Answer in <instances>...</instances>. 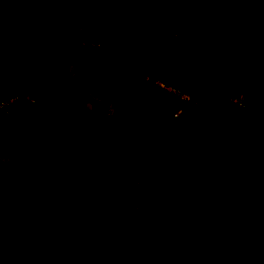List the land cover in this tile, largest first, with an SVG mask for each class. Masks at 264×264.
I'll return each mask as SVG.
<instances>
[{
  "label": "trees",
  "instance_id": "trees-1",
  "mask_svg": "<svg viewBox=\"0 0 264 264\" xmlns=\"http://www.w3.org/2000/svg\"><path fill=\"white\" fill-rule=\"evenodd\" d=\"M10 1L12 17L0 25V102L16 98L0 108V155L22 193L10 227L17 242L9 256L0 255V264H57V241L87 233L98 245L128 235L131 246L145 248L137 264H223L225 257L230 264H264V223L256 228L249 215L226 222L216 208H203L210 197L205 181L232 186L249 179L264 213V28L236 34L233 41L243 50L229 58V44L217 42L208 18L195 6L164 0L159 14L149 16L130 0L100 2L88 20V43L77 52V63L126 86L140 110L99 157L85 158L77 174L58 179L74 144L92 138L106 112L88 118L67 113L74 105L68 73L31 37L29 15L40 26L59 27L60 10L86 13L91 4ZM233 84L248 95L243 113L229 100ZM30 85L33 101L23 97ZM213 103L224 105L226 121L252 129L263 150L248 151L239 131L214 133L201 116ZM57 112L64 113L62 120L49 122ZM30 124L46 125L38 134L40 155H21L7 146ZM128 182L137 184L134 195ZM176 199L199 214L182 229L169 224L154 233L156 202ZM3 200L0 190V204ZM174 234L179 242L163 250ZM106 253L88 254L76 264H114Z\"/></svg>",
  "mask_w": 264,
  "mask_h": 264
},
{
  "label": "rangeland",
  "instance_id": "rangeland-1",
  "mask_svg": "<svg viewBox=\"0 0 264 264\" xmlns=\"http://www.w3.org/2000/svg\"><path fill=\"white\" fill-rule=\"evenodd\" d=\"M88 1L91 7L86 13H69L65 9L60 10L59 13L63 15V19L60 26H57L58 28L49 25L40 26L38 18L32 12L29 15L31 17L29 27L31 37L37 39L44 50L52 52L62 63V69L68 73V93L74 99V105L68 109L67 113H73L78 118H88L97 111L106 112L104 123L96 130L95 135L74 144L73 156L64 167L59 169L58 179L77 174L85 158L99 157L101 148L114 142L125 129L130 115L140 110V106L134 101L126 86L93 66H82L77 63V52L88 43V32L86 31V28L90 26L88 20L98 4L105 0ZM163 1L130 0L131 3L141 6L143 12L149 16L159 14L157 12L158 3ZM181 4L184 7H197L208 18L216 33L217 42L220 45L229 44V51H227L229 58L241 54L243 50L233 41L236 34L253 27L264 28V0H181ZM12 13L11 1L0 0V25L7 23ZM34 92V86H27L23 97L33 101ZM181 95L187 98V95ZM248 99L247 93L241 86L236 84L231 86L229 100L235 103L240 113L244 112V105ZM223 107L221 103H213L202 112V118L213 128V132L228 135L234 130L239 131L245 137L248 151L263 150L259 138L252 129L241 128L240 125L224 119ZM175 114L181 115L182 110L177 109ZM63 117L64 113L57 112L51 116L49 122H59ZM45 120L48 121V119ZM44 127L46 125L30 124L19 137L9 141L7 146L17 149L19 154L25 156L42 154L38 134ZM5 161L6 158L0 155V190L5 196V200L0 204V255L9 256L17 242L11 234L10 227L12 221L18 216L15 210L18 206L17 197L22 190L11 180ZM136 185L135 182L127 183L126 188L131 195L136 193ZM205 185L209 188L210 197L203 205L204 210H208L209 206L216 208L218 214L226 222L236 217L249 215L248 218L257 220L256 228L264 223V213L260 214L258 210L257 189L249 179L232 186L207 180ZM198 214L199 210L183 199L157 201L152 230L157 234L169 224L178 225L182 229ZM179 239V235L174 234L166 240L162 249L171 248L179 242ZM130 242L128 235L120 236L106 245H98L91 233L84 234L80 238L64 237L55 245V253L59 257L57 264H76L88 254L99 257L103 252H107V256L114 264H137L145 248L144 245L131 246ZM230 261V257H225L223 264H230Z\"/></svg>",
  "mask_w": 264,
  "mask_h": 264
},
{
  "label": "built area",
  "instance_id": "built-area-1",
  "mask_svg": "<svg viewBox=\"0 0 264 264\" xmlns=\"http://www.w3.org/2000/svg\"><path fill=\"white\" fill-rule=\"evenodd\" d=\"M163 87H165V88H167V89H171L170 87H166V86H163ZM15 98H16V97H11V98H9L8 100L1 101V102H0V108L5 107L6 105L9 104V102L13 101Z\"/></svg>",
  "mask_w": 264,
  "mask_h": 264
}]
</instances>
